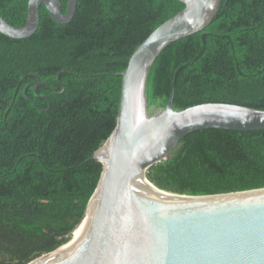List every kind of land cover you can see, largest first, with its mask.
Listing matches in <instances>:
<instances>
[{"label":"trees","instance_id":"16d2710c","mask_svg":"<svg viewBox=\"0 0 264 264\" xmlns=\"http://www.w3.org/2000/svg\"><path fill=\"white\" fill-rule=\"evenodd\" d=\"M28 2L0 0V16L23 25ZM184 7L78 0L72 20L60 24L41 5L32 35L0 32V264H27L72 235L103 171L91 156L117 124L118 73ZM37 76L49 86L37 85ZM174 78L175 109L207 102L264 109V0H221L205 29L164 48L148 75L149 107L167 106ZM173 150L145 173L161 189L206 195L264 187V129L196 130Z\"/></svg>","mask_w":264,"mask_h":264},{"label":"water","instance_id":"95a60500","mask_svg":"<svg viewBox=\"0 0 264 264\" xmlns=\"http://www.w3.org/2000/svg\"><path fill=\"white\" fill-rule=\"evenodd\" d=\"M180 1L185 7L152 31L118 73L117 124L91 156L103 163V171L84 213L93 206L90 220L75 230L83 215L63 245L27 264H264V187L193 195L161 189L145 177L193 131L264 129V109L224 102L175 109V78L167 106L149 107L147 79L159 54L205 29L221 2ZM41 5L66 24L78 0H67L65 12L61 0H29L25 23L13 25L0 16V32L12 38L32 35ZM37 85L49 86L39 77Z\"/></svg>","mask_w":264,"mask_h":264},{"label":"bare ground","instance_id":"6f19581e","mask_svg":"<svg viewBox=\"0 0 264 264\" xmlns=\"http://www.w3.org/2000/svg\"><path fill=\"white\" fill-rule=\"evenodd\" d=\"M92 210H93V206L90 207V208L87 210L86 214L84 215V218L81 220L80 224L77 226V228H76L75 230H77L78 228H80L82 225H84L86 222H88V221L90 220V215H91ZM75 230H74V231H75ZM74 231H73V232H74ZM73 232H72V233H73Z\"/></svg>","mask_w":264,"mask_h":264},{"label":"flooded vegetation","instance_id":"af4514ba","mask_svg":"<svg viewBox=\"0 0 264 264\" xmlns=\"http://www.w3.org/2000/svg\"><path fill=\"white\" fill-rule=\"evenodd\" d=\"M152 107H154L153 109H154L155 111H159V110H161V109L158 108L157 106H152Z\"/></svg>","mask_w":264,"mask_h":264},{"label":"rangeland","instance_id":"374dc122","mask_svg":"<svg viewBox=\"0 0 264 264\" xmlns=\"http://www.w3.org/2000/svg\"><path fill=\"white\" fill-rule=\"evenodd\" d=\"M146 173V172H145Z\"/></svg>","mask_w":264,"mask_h":264}]
</instances>
